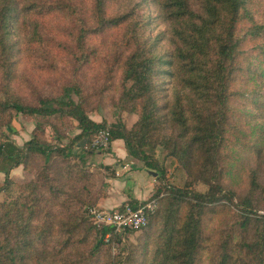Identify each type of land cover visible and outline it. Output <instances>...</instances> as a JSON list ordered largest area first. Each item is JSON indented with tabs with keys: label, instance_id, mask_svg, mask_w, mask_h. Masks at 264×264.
Returning <instances> with one entry per match:
<instances>
[{
	"label": "trees",
	"instance_id": "trees-1",
	"mask_svg": "<svg viewBox=\"0 0 264 264\" xmlns=\"http://www.w3.org/2000/svg\"><path fill=\"white\" fill-rule=\"evenodd\" d=\"M134 1L0 0V137L2 126L10 123L15 112L43 118L68 116L80 129L66 146L46 139L39 125L22 147L10 141L0 143V159L9 162L2 169L5 180L0 184V193L7 195L0 201V264H99L107 246L112 248L119 236L113 233L112 241L106 242L111 228L94 224L80 210L93 193L100 196L105 191L84 154L73 150L77 141L92 140L101 128L110 130L112 143L124 141L128 156L158 172L146 201L157 198L162 205L150 215L145 228L127 229L126 233L143 231L142 245L112 259L111 264H204L207 254L210 264H264V214L254 210L250 196L243 200L244 210L230 228L221 229L212 251L207 235L209 220L227 202L234 203V193L224 182L223 151L230 108L240 94L235 88L242 69L238 30L247 20L264 50V24L257 23L251 10L257 4L264 10V0ZM146 5H153L154 18L167 25L165 36L172 50L166 55L159 54L145 32L152 16L139 9ZM61 13L74 21L76 70L92 63L98 52L96 38L115 30L124 32L119 45L122 55L114 58L111 67L121 71V113L111 123L90 116L86 93L78 81L64 84L60 96L41 97L35 105L14 90L18 63L14 34L27 31L30 23L31 42L54 48L43 30L48 29L50 18ZM54 49L60 53L63 48ZM163 65L168 70H162ZM161 77L172 85L165 88L171 90L165 102ZM124 111L138 114L131 127L122 117ZM158 145L186 170L185 186L165 183L166 171L155 153ZM59 154L64 162L53 167V157ZM20 165L32 174L30 180L10 177L11 169ZM257 175L256 171L251 174V193H264ZM198 181L207 185L206 191L193 187ZM62 207L72 212L59 222Z\"/></svg>",
	"mask_w": 264,
	"mask_h": 264
},
{
	"label": "rangeland",
	"instance_id": "rangeland-1",
	"mask_svg": "<svg viewBox=\"0 0 264 264\" xmlns=\"http://www.w3.org/2000/svg\"><path fill=\"white\" fill-rule=\"evenodd\" d=\"M138 1L136 0L133 3ZM126 5H131L130 1H127ZM251 10L257 23L264 24V10L261 6L258 4L257 6H251ZM139 12L149 13L152 16L148 19L149 23L146 25L145 32L156 43L159 54L166 55L170 53L172 46L165 36L167 25L160 19L154 18L156 8L153 5H146L144 8L139 9ZM47 26L48 29L43 30L44 36H47L46 41L54 48L57 46L62 47L60 53H57V49L46 44L39 46L32 43L29 38L32 30L30 23L27 31L14 34L18 50L16 55L18 63L14 83L15 92L25 102L35 105L38 104L41 97L55 98L60 96L64 84L72 85L78 81L86 93V105L91 113L94 115L98 113L101 117L117 120L118 115L121 113L122 76L120 70L116 68L111 70V67L114 58L122 55L119 45L123 41L124 32L115 30L103 37L96 38L95 44L96 46L98 44V52L93 55L92 63L83 69L76 70L74 60L76 45L74 38H72L74 37L72 35L75 27L74 21L71 22L66 13H61L50 18ZM238 33L242 40L238 57L242 69L235 88L239 90L240 94L230 108L227 144L223 151L227 170L224 182L228 189L234 193V203L227 202V207H223L208 222L207 235L211 240V251L213 245L220 239L221 229L230 228L238 214L244 210L242 202L246 197H251L253 208L258 214H264V193L261 190L251 193L250 184L251 174L256 171L258 182L264 186V50L260 47V41L255 40L251 34L247 20L240 23ZM162 70L166 71L168 67L163 65ZM166 80L168 79L161 77V81L165 82L162 87V95H165L164 102L168 98L171 91L170 86H172L170 81L166 82ZM166 87L170 88L169 91L165 89ZM72 96L75 100H78L76 94L72 93ZM122 117L127 125L131 127L133 125L132 120L138 118V114L124 111ZM37 125L45 129L43 136L59 147L68 145L80 131L78 122L68 116L58 115L43 118L38 115L15 112L10 123L2 126L4 134L0 137V143L7 144L6 142L10 141L16 146H23L25 139H30L33 136ZM171 130L169 129V132ZM173 131L178 132V129L175 128ZM90 141L88 138L77 141L74 146L72 145L73 150L77 153H83L84 157L108 151L92 148ZM155 153L165 168V183L180 187L185 186L189 178L186 170L177 159L169 156L166 148L162 145L156 147ZM62 162L64 160L60 154L58 156L54 155L53 167H60ZM133 165L131 164V166ZM8 166L9 162L0 159V184L5 180V173L2 169H6ZM94 168L99 185L104 182L105 178L113 175L118 178L130 179L129 172L134 170L130 168V171L126 170L124 173L122 172L123 174L117 176L115 171L105 169L104 164L100 165L98 163ZM121 183H125L124 179ZM193 187L200 191H206L208 188L201 181L195 182ZM125 190L127 193L131 191L128 186H125ZM6 196L5 192H1L0 201ZM95 196L97 195L93 193L89 202L81 206L80 210L86 216H88L87 208L96 205L93 202ZM126 201L128 200H124L116 206L119 207ZM116 206L113 208H117ZM161 206L159 201L158 208ZM70 212H72V209L66 210L65 207L58 209V221L61 222ZM157 228L159 229L158 226ZM142 236L143 231L126 233L123 237L119 236L114 240L112 248L107 246V252L101 255L99 264H111L112 259L124 257L127 250L141 246L143 243ZM209 254H211L210 251ZM204 264H210V255L207 254L204 257Z\"/></svg>",
	"mask_w": 264,
	"mask_h": 264
},
{
	"label": "crops",
	"instance_id": "crops-1",
	"mask_svg": "<svg viewBox=\"0 0 264 264\" xmlns=\"http://www.w3.org/2000/svg\"><path fill=\"white\" fill-rule=\"evenodd\" d=\"M90 116L97 122H101L104 119H106L109 123L114 121L113 118L110 119L108 117H101L98 113H96V115L91 113ZM136 120L137 118H134L132 123ZM27 140H29V138L25 139V141ZM116 144H118L117 147ZM85 159L92 170L95 169L94 166L98 163L100 165L104 164L106 167L105 169L115 171L117 176H120L126 170L130 171V168L134 169L129 172V177L134 179H125L124 177L118 178L114 177V175L112 177L105 178L104 182L100 184L102 189L105 191V195L93 197V202H95L97 206L103 208H113L124 200L139 203L146 201L148 197L152 195L154 186L157 183V176L152 175L142 161L131 158L127 155L125 143L122 139L113 141L110 150L107 152L91 154L89 156H85ZM131 164L134 165L131 166ZM10 177L15 181L25 182L30 180L33 176L29 171L24 169L23 165H20L11 169ZM123 179L125 183H121ZM125 186H128L131 191H128L127 193Z\"/></svg>",
	"mask_w": 264,
	"mask_h": 264
},
{
	"label": "built area",
	"instance_id": "built-area-1",
	"mask_svg": "<svg viewBox=\"0 0 264 264\" xmlns=\"http://www.w3.org/2000/svg\"><path fill=\"white\" fill-rule=\"evenodd\" d=\"M91 147L99 150H109L112 146L111 134L108 128H101L90 141ZM159 206V200L154 198L139 202L136 207L132 202L126 201L117 208H103L97 205L87 208V215L94 224L111 228L106 234L105 241H112V234L120 237L126 234L127 229L141 230L148 225L150 215Z\"/></svg>",
	"mask_w": 264,
	"mask_h": 264
},
{
	"label": "water",
	"instance_id": "water-1",
	"mask_svg": "<svg viewBox=\"0 0 264 264\" xmlns=\"http://www.w3.org/2000/svg\"><path fill=\"white\" fill-rule=\"evenodd\" d=\"M149 172H150L152 175L157 176V172H156V171L149 170Z\"/></svg>",
	"mask_w": 264,
	"mask_h": 264
}]
</instances>
